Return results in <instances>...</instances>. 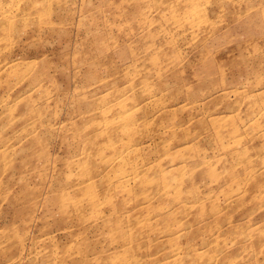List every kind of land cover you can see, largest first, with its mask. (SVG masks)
I'll return each instance as SVG.
<instances>
[{
  "label": "rangeland",
  "instance_id": "374dc122",
  "mask_svg": "<svg viewBox=\"0 0 264 264\" xmlns=\"http://www.w3.org/2000/svg\"><path fill=\"white\" fill-rule=\"evenodd\" d=\"M0 264H264V0H0Z\"/></svg>",
  "mask_w": 264,
  "mask_h": 264
}]
</instances>
